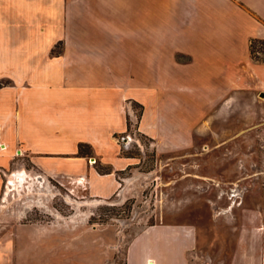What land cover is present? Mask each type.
Instances as JSON below:
<instances>
[{
  "label": "crops",
  "instance_id": "crops-1",
  "mask_svg": "<svg viewBox=\"0 0 264 264\" xmlns=\"http://www.w3.org/2000/svg\"><path fill=\"white\" fill-rule=\"evenodd\" d=\"M158 1L150 8L159 14L154 25L132 23L137 12H148L147 0H0V80H10L0 89V195L6 170L25 154L61 183L109 199L125 189L119 173L136 163L119 141L131 102L143 107L141 133L158 144L173 142L172 135L188 141L196 118L183 131L163 119H170L159 103L169 88L164 79H197L198 86L178 83L177 90L200 88L209 95L201 102L206 110L217 105L215 96L252 77L264 79V69L250 60L252 41L264 40V0ZM149 47L156 48L150 60ZM150 62H159L155 78L162 80V88L151 90V111L144 92ZM82 142L91 144V155H78ZM98 162L111 172L99 171ZM193 235L177 226L151 227L132 239L127 264H188ZM235 254L246 255L245 264L259 258L264 264V248Z\"/></svg>",
  "mask_w": 264,
  "mask_h": 264
},
{
  "label": "rangeland",
  "instance_id": "rangeland-1",
  "mask_svg": "<svg viewBox=\"0 0 264 264\" xmlns=\"http://www.w3.org/2000/svg\"><path fill=\"white\" fill-rule=\"evenodd\" d=\"M147 1L148 12H137L132 23L159 24V14L150 10L159 1ZM155 50L149 47V60ZM250 58L264 69V41L253 40ZM148 65L153 71L144 92L151 111L156 98L151 90L162 88V80L155 78L159 62ZM163 81L169 88L161 91L159 103L170 117L163 119L177 122V131L193 117L196 125L188 141L186 135H172L173 142L158 144L139 131L143 107L131 102L132 127L119 141L136 163L119 173L125 182L121 193L96 200L72 182L38 170L28 155L13 161L0 195V264H127L132 239L157 225L193 232L188 264H245L238 249L262 252L264 79L252 77L249 84L215 96L217 105L210 110L201 103L209 95L199 94L200 88L177 90L178 83L198 86L197 79L177 75ZM194 100L195 109H189ZM18 172L27 174L20 190L10 183Z\"/></svg>",
  "mask_w": 264,
  "mask_h": 264
},
{
  "label": "trees",
  "instance_id": "trees-1",
  "mask_svg": "<svg viewBox=\"0 0 264 264\" xmlns=\"http://www.w3.org/2000/svg\"><path fill=\"white\" fill-rule=\"evenodd\" d=\"M261 40V39H259ZM261 41H264V40H261ZM253 42V41H252ZM10 83V80H6V79H2L0 80V89L3 87V86H6L7 84ZM132 127V123H131V120L130 118L128 117V130ZM93 152V149H92V146L91 144L89 143H80L79 144V150H78V155H84V156H88V155H91ZM124 155L126 156H131L129 154H125L124 152H122ZM99 171L101 172H104V173H107V172H111V169L107 166L105 167H98Z\"/></svg>",
  "mask_w": 264,
  "mask_h": 264
},
{
  "label": "bare ground",
  "instance_id": "bare-ground-1",
  "mask_svg": "<svg viewBox=\"0 0 264 264\" xmlns=\"http://www.w3.org/2000/svg\"><path fill=\"white\" fill-rule=\"evenodd\" d=\"M26 172L14 173L10 176V183L17 189H19L22 184L25 183ZM33 180V179H32ZM33 183V182H32ZM22 188V187H21ZM9 189V188H8ZM20 190V189H19Z\"/></svg>",
  "mask_w": 264,
  "mask_h": 264
}]
</instances>
